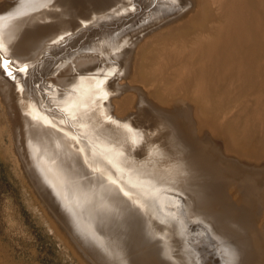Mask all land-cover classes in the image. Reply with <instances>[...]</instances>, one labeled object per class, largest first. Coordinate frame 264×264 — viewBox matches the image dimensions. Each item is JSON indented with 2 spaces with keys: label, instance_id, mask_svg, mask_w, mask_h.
<instances>
[{
  "label": "bare ground",
  "instance_id": "6f19581e",
  "mask_svg": "<svg viewBox=\"0 0 264 264\" xmlns=\"http://www.w3.org/2000/svg\"><path fill=\"white\" fill-rule=\"evenodd\" d=\"M261 42L264 0H0V138L81 264H264Z\"/></svg>",
  "mask_w": 264,
  "mask_h": 264
},
{
  "label": "rangeland",
  "instance_id": "374dc122",
  "mask_svg": "<svg viewBox=\"0 0 264 264\" xmlns=\"http://www.w3.org/2000/svg\"><path fill=\"white\" fill-rule=\"evenodd\" d=\"M139 16L134 19L133 16L126 18V22L130 20L123 28L126 26L129 28L134 24H136L135 27H138L141 22L135 21L134 23V20L141 21L143 15ZM118 31L120 32V30L116 32ZM261 43V48L256 51V57H264V42ZM13 75L15 76L16 73ZM257 76L256 80L264 85V72L261 71ZM243 89L241 94H236L232 100L226 103L228 107L233 108L238 105V108L242 109L246 107L247 103L255 105L254 97L248 94L251 89H255L254 84H247ZM143 125L144 123L141 124L144 129ZM142 144L144 142L139 146V150L137 149L139 152L142 151L141 156L138 153L139 158L145 156ZM8 145V136L4 135L3 139L0 138V252L5 262L7 264H81L79 259L74 257L75 253L71 252L72 248L58 234L53 223L54 220L61 219V211L55 207L51 209L54 205L53 202L51 207L41 203L44 202L43 199L41 200V194L36 193L34 188L32 190L29 179L26 177V170L23 165L21 166L13 160ZM36 195L41 197L39 196L37 200ZM45 208L48 210L50 208L52 211L57 210L61 216L58 214L59 216L55 215L57 218H51L52 212L49 210L50 216L49 211L46 212ZM53 213L56 214V212Z\"/></svg>",
  "mask_w": 264,
  "mask_h": 264
},
{
  "label": "snow or ice",
  "instance_id": "6c2138e0",
  "mask_svg": "<svg viewBox=\"0 0 264 264\" xmlns=\"http://www.w3.org/2000/svg\"><path fill=\"white\" fill-rule=\"evenodd\" d=\"M7 63H8L7 61H4V62H3V66H4V67H7Z\"/></svg>",
  "mask_w": 264,
  "mask_h": 264
}]
</instances>
